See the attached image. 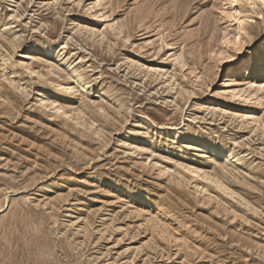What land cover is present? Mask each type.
Returning a JSON list of instances; mask_svg holds the SVG:
<instances>
[{
    "label": "rangeland",
    "instance_id": "374dc122",
    "mask_svg": "<svg viewBox=\"0 0 264 264\" xmlns=\"http://www.w3.org/2000/svg\"><path fill=\"white\" fill-rule=\"evenodd\" d=\"M0 264H264V0H0Z\"/></svg>",
    "mask_w": 264,
    "mask_h": 264
}]
</instances>
